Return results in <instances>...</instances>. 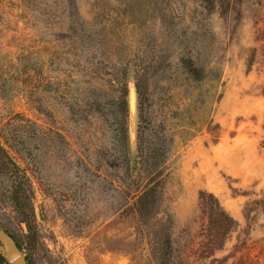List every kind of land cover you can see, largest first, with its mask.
Returning <instances> with one entry per match:
<instances>
[{
    "label": "rangeland",
    "instance_id": "obj_1",
    "mask_svg": "<svg viewBox=\"0 0 264 264\" xmlns=\"http://www.w3.org/2000/svg\"><path fill=\"white\" fill-rule=\"evenodd\" d=\"M0 147L27 179L14 201L0 161V235L27 264H157L145 187L166 264L242 242L226 264L263 262L264 0H0ZM214 199L234 225L211 247Z\"/></svg>",
    "mask_w": 264,
    "mask_h": 264
},
{
    "label": "trees",
    "instance_id": "obj_2",
    "mask_svg": "<svg viewBox=\"0 0 264 264\" xmlns=\"http://www.w3.org/2000/svg\"><path fill=\"white\" fill-rule=\"evenodd\" d=\"M191 70L193 71V78L199 80L201 78V69L198 68L194 62L193 68L191 67ZM0 161H3L5 164L10 166L7 176L12 180V199L14 201H17L18 198L22 196L26 191V176L20 172L19 168L14 164L6 151L1 147ZM156 191V187H145L135 190V195L133 197L134 203L132 208L137 216L140 225L147 229V232H149L148 230H151V233L157 232L156 229L159 228L162 236L161 245L163 247V250L160 254V259L158 260L157 264H166L168 262V256L171 251L169 233H165V223H163L161 219H156V217H148V214L153 210L154 205L152 196L156 193ZM201 213L208 218V242L210 243L209 245L211 247H214L217 242H223L225 240L234 225V221L230 217V215L223 210V208L215 199L214 203H212L211 205L203 204L201 207ZM8 237L13 241L18 249H21V245L14 235H8ZM241 245L235 246L233 250L234 252H231L220 260H214L213 262H216V264H226L236 251H241L244 248V242H242ZM263 252V249L259 250V254L264 257ZM0 264H10L8 260L2 255L1 251ZM234 264H264V259L263 262H260L258 258L256 261H252L248 257V253H246V255H242L236 262H234Z\"/></svg>",
    "mask_w": 264,
    "mask_h": 264
},
{
    "label": "water",
    "instance_id": "obj_3",
    "mask_svg": "<svg viewBox=\"0 0 264 264\" xmlns=\"http://www.w3.org/2000/svg\"><path fill=\"white\" fill-rule=\"evenodd\" d=\"M0 233H2L3 235H5L1 231V229H0ZM8 262L10 264H27L26 258L19 251L11 252V254H10L9 258H8Z\"/></svg>",
    "mask_w": 264,
    "mask_h": 264
},
{
    "label": "bare ground",
    "instance_id": "obj_4",
    "mask_svg": "<svg viewBox=\"0 0 264 264\" xmlns=\"http://www.w3.org/2000/svg\"><path fill=\"white\" fill-rule=\"evenodd\" d=\"M0 241H2V244H3L1 247V249L4 251L3 253H5L7 256L10 255L11 253L10 242L6 240L5 238L3 240L1 235H0Z\"/></svg>",
    "mask_w": 264,
    "mask_h": 264
}]
</instances>
